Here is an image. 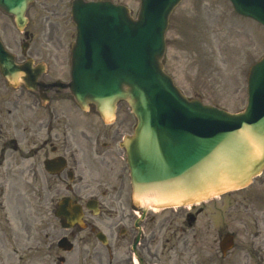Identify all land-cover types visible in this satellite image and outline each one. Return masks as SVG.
<instances>
[{
	"label": "flooded vegetation",
	"instance_id": "flooded-vegetation-1",
	"mask_svg": "<svg viewBox=\"0 0 264 264\" xmlns=\"http://www.w3.org/2000/svg\"><path fill=\"white\" fill-rule=\"evenodd\" d=\"M66 81L46 69L29 89L0 76V264H215L207 208L153 211L135 201L116 169L120 113L106 123L80 110ZM252 184L251 193L261 189ZM235 251L236 264H264L260 240Z\"/></svg>",
	"mask_w": 264,
	"mask_h": 264
},
{
	"label": "water",
	"instance_id": "water-1",
	"mask_svg": "<svg viewBox=\"0 0 264 264\" xmlns=\"http://www.w3.org/2000/svg\"><path fill=\"white\" fill-rule=\"evenodd\" d=\"M32 0H0V9L22 30ZM180 0H141L137 20L124 6L74 0L76 25L71 82L78 103L91 99L104 115L118 99L138 119L125 140L133 190L158 203H185L209 193L243 188L264 166V58L248 76V104L228 114L187 101L163 73V35ZM234 9L264 26V0H230ZM27 44L22 45L25 50ZM29 64V63H27ZM0 70L10 79L17 70L32 79L0 42ZM9 76V77H8ZM226 236L224 243L230 244Z\"/></svg>",
	"mask_w": 264,
	"mask_h": 264
},
{
	"label": "rangeland",
	"instance_id": "rangeland-1",
	"mask_svg": "<svg viewBox=\"0 0 264 264\" xmlns=\"http://www.w3.org/2000/svg\"><path fill=\"white\" fill-rule=\"evenodd\" d=\"M71 1L34 0L27 10L26 30L31 35L27 56L47 66L53 77L65 76L69 65L70 42L75 34ZM110 1L126 5L133 16L137 13L139 0ZM0 39L17 60L24 59L20 53L24 37L1 11ZM165 44L164 70L189 99L230 112L244 108L248 69L264 55L261 26L238 18L227 0H182L169 18ZM119 113L123 133H131L135 120L125 104L119 105ZM116 169L124 174L123 164ZM80 173L87 175L83 168ZM260 181L255 184L261 189L254 194H250L251 186L215 198V212L209 204L202 223H214L215 236L219 232L220 239L227 232L233 233L236 246L242 247L248 238L264 242V181L261 187ZM253 222L257 226L253 227ZM256 234L258 237H253ZM234 251L229 259H222L215 250V264H236L238 251Z\"/></svg>",
	"mask_w": 264,
	"mask_h": 264
},
{
	"label": "bare ground",
	"instance_id": "bare-ground-1",
	"mask_svg": "<svg viewBox=\"0 0 264 264\" xmlns=\"http://www.w3.org/2000/svg\"><path fill=\"white\" fill-rule=\"evenodd\" d=\"M143 203H146V202L143 201Z\"/></svg>",
	"mask_w": 264,
	"mask_h": 264
}]
</instances>
